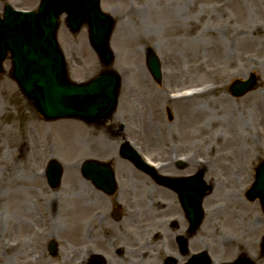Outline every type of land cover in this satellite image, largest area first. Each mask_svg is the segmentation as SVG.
<instances>
[{
  "label": "rangeland",
  "instance_id": "374dc122",
  "mask_svg": "<svg viewBox=\"0 0 264 264\" xmlns=\"http://www.w3.org/2000/svg\"><path fill=\"white\" fill-rule=\"evenodd\" d=\"M227 1L102 0L103 10L116 20L111 38L116 57L113 69L122 77L119 107L114 118L121 122L125 120L132 136L137 139L138 132L131 129L134 124L146 130L149 142L154 132L155 138L161 134L166 139L169 132L164 108L169 107L175 123L184 124L187 121L191 124L185 133L188 139H200L199 144L206 156L215 159L218 152H230L228 161L222 159L223 174H227V162L230 163L227 165L230 172L241 166L239 161L242 159L237 155L240 152L231 148L232 145L215 141L217 137L233 136L235 132V122L226 127L220 125V121L228 117L222 114L220 105L213 106L225 95L231 100L230 112L234 117L230 116V119H240L235 133L243 137L241 144L246 157L249 156L247 160L244 157V162L257 165L264 160V104L254 107L253 100L247 99L250 94L262 89L264 46L255 41L252 48L243 43V47H239L236 39L229 40L232 43L228 58H219L221 53L218 49L222 44L219 34H224L228 26L233 28L230 35L245 27L244 18L236 16L234 7L224 5ZM7 3L17 9L30 10L38 6L39 0H7ZM176 4L182 7L181 12L169 17L167 9ZM260 5L264 8V1ZM3 6L0 2V13ZM256 24L264 28V9L252 20V25ZM261 34L257 39L264 41V32ZM58 39L74 81L87 80L102 69L89 45L86 28L72 35L62 18ZM148 49H152L162 63L163 85L160 88L147 73L145 58ZM232 58L244 67L230 68L228 62ZM4 66L6 72L0 75V264H40L39 260L35 261L38 256L43 258L41 264H62L65 259L68 260V252L73 245L69 230L75 227L77 221L74 214L79 208L78 200L68 196L69 164L86 154V144L82 145V142L88 131L85 132L83 128L86 125L79 121H42L10 77L11 62L7 60ZM233 70L239 71L230 76ZM251 74L258 78L255 89L243 97H233L230 85L248 79ZM141 77L146 81H140ZM196 85L208 89L205 93H209L212 87L219 90L184 103L168 102L165 98L167 92ZM151 124L155 127L153 132L149 131ZM51 158L58 159L65 167L63 182L56 191L48 188L45 179L37 176L41 175ZM213 170L211 175H215ZM54 197L58 201L56 212L50 210ZM254 207L252 215L258 216L257 206ZM78 214L83 215L82 212ZM255 227L253 225L250 232V246L244 247L253 258L258 252L255 235L260 226ZM207 230L203 240L212 247V257L221 259L224 257L221 253L230 254L231 250L220 251V246L213 242L218 235ZM51 239L59 245L57 257L47 252ZM11 245L14 247L11 248ZM240 249H232V255ZM256 257L258 260V255ZM259 263L264 264V260Z\"/></svg>",
  "mask_w": 264,
  "mask_h": 264
},
{
  "label": "flooded vegetation",
  "instance_id": "af4514ba",
  "mask_svg": "<svg viewBox=\"0 0 264 264\" xmlns=\"http://www.w3.org/2000/svg\"><path fill=\"white\" fill-rule=\"evenodd\" d=\"M167 121L164 144L154 140L142 151L161 164L149 171L139 169L119 150L127 138L121 124L113 120L90 128L88 158L110 165L116 189H101L111 184L106 167L98 168L94 177H83L79 166L77 172L71 171L70 196L79 206L71 228L72 264H189L204 250L199 244L206 225L210 234L218 235L213 242L220 251L231 250L228 255L221 253L225 261L211 264H243L252 226L259 225L264 233V210L253 216L252 203L246 198L250 173L228 172L227 162V174H223L220 159L205 164L200 139L193 141L185 133L191 124L175 123V118ZM204 179L213 191L202 200L204 220L194 229ZM234 248L241 249L232 255Z\"/></svg>",
  "mask_w": 264,
  "mask_h": 264
},
{
  "label": "water",
  "instance_id": "95a60500",
  "mask_svg": "<svg viewBox=\"0 0 264 264\" xmlns=\"http://www.w3.org/2000/svg\"><path fill=\"white\" fill-rule=\"evenodd\" d=\"M67 14L68 27L74 32L87 24L90 42L105 66L113 63L109 40L114 20L100 9V0H42L37 12L17 13L6 6L0 19V74L3 62L11 53L12 77L39 115L47 121L76 118L87 122L108 119L115 111L120 80L112 71L95 76L85 84L69 81L64 57L59 50L57 30L59 17ZM149 68L160 78V64L150 54ZM255 78L233 87L242 95L251 90ZM55 186L61 180V167L50 165ZM255 197L264 202V165L257 172L253 189ZM255 199V198H254ZM55 251V245L52 247Z\"/></svg>",
  "mask_w": 264,
  "mask_h": 264
},
{
  "label": "bare ground",
  "instance_id": "6f19581e",
  "mask_svg": "<svg viewBox=\"0 0 264 264\" xmlns=\"http://www.w3.org/2000/svg\"><path fill=\"white\" fill-rule=\"evenodd\" d=\"M262 1H264V0H228L226 3H224L225 6L229 4L231 7H234L233 12L235 11L238 14L236 16H238V17L241 16L242 18H244L243 24L245 27H244V29L239 30L237 33L230 35L233 31V28H230L228 26L226 28L227 30H224V32H223L224 34H222V33L219 34V38H221V43H222L220 45L221 48L218 49L219 52L221 53V55H219V58H223V59L228 58L229 52L231 49V43H232V42H229V40L232 41L233 39L234 40L236 39V41H238L239 47L243 43L244 45L248 46L247 48H252L255 44V41H256V43L258 42V43L262 44L261 46H264V41H259L257 39L258 36L262 35L261 34L262 31L264 32V30H263L264 28H262L259 24H256L254 26L252 25V20L255 19L256 15L258 13L261 14V12L264 9L260 5ZM181 9H182V7L179 4H176V6L173 5L172 8L167 9V14L169 17H171L172 15L176 14L175 12H181ZM250 37H252L251 40H250ZM234 46H237V44H234ZM241 47H243V46H241ZM239 57H241V55H239ZM231 60L228 62V66L230 68L244 67V65H242L240 62H236V60H234V58H232ZM239 61H242V60H239ZM247 65H248V61H247ZM238 71L239 70H233L230 73V76L237 74ZM142 78L143 77H141L140 81L142 80V82H143L144 79H142ZM212 88L213 89H211L209 93H212L218 89V87H212ZM209 93H204V94L202 93V94L204 96V95H207ZM185 96H188V95H185ZM165 98L169 99L171 97L167 95ZM247 99L253 100L254 107H257V106L259 107L260 105L264 104V82L262 84V89H259V90H256L255 92H253L252 94H250L247 97ZM184 101H186V100H184ZM230 101H231L230 98L225 95L224 97H222L221 99H218L215 103H213V106H219L220 105L219 107L222 110V114L223 115L225 114V116L228 117L227 119L220 121V125H223L224 127H226L228 125L234 124V122H235L236 126L234 127V130L236 132L238 129L237 124H238L240 119L237 121L230 119V116H231V118L234 117L232 115V113L230 112V109L232 107ZM142 117H144V115H142ZM154 128L155 127L153 125H151L150 130L153 131ZM235 132H234L233 136H228V137L220 136V137H217L215 140H217V141L222 140L223 142H226L228 146L232 145V147H231L232 149H235L237 151L242 152L243 151V147H242L243 145L241 144L242 143L241 141L243 140V137L242 136L238 137L240 135L237 136ZM236 143H239V144H236ZM54 201H56V200H54ZM54 201H53L54 207H57L58 201H56V202H54ZM10 247L13 248L14 246L11 245ZM42 262H43V258H41L39 260L40 264ZM62 264H68V260L65 259Z\"/></svg>",
  "mask_w": 264,
  "mask_h": 264
}]
</instances>
